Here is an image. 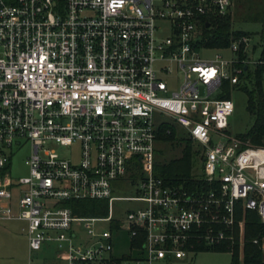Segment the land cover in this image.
<instances>
[{
	"label": "built area",
	"instance_id": "built-area-1",
	"mask_svg": "<svg viewBox=\"0 0 264 264\" xmlns=\"http://www.w3.org/2000/svg\"><path fill=\"white\" fill-rule=\"evenodd\" d=\"M231 6L0 0V221L25 224V264H153L233 252L244 232L240 210L264 225V148L229 132L233 104L221 98L225 83L235 88L247 66L263 61L248 57V35L230 41L229 60L199 57L206 25ZM166 125L198 147L193 190L154 175ZM24 144L28 175L15 179L11 156ZM123 191L131 195L116 196ZM87 201L104 202L106 216L73 212ZM114 201L134 206L114 218ZM121 235L126 251L116 254Z\"/></svg>",
	"mask_w": 264,
	"mask_h": 264
},
{
	"label": "trees",
	"instance_id": "trees-1",
	"mask_svg": "<svg viewBox=\"0 0 264 264\" xmlns=\"http://www.w3.org/2000/svg\"><path fill=\"white\" fill-rule=\"evenodd\" d=\"M234 13L232 16L225 15L210 22V25L203 32L204 46L208 49H226L230 41L246 35L243 32L235 31V21L258 23L261 26V55L263 63L253 67L247 66L244 73L239 77L238 88L246 94L247 112L253 116L254 121L242 138L251 147L264 148V96L262 93V81L264 78V0H232ZM240 58H242L240 56ZM243 68V66H241ZM227 83L223 86L221 98L228 99ZM163 147L166 144H177L181 146L180 156L160 160L162 148H156L154 152V175L161 178L167 184L183 186L188 190L197 187L194 172L195 160L198 156V149L188 138L186 132L174 125L162 126L158 132L156 145ZM198 148V147H197ZM73 212L85 217L106 216V205L104 202L87 201L72 206ZM239 215L244 218V238L242 248V261L245 264H264V257L261 250V242L264 240V225L261 224L257 214L253 211L240 210ZM254 241L257 243L254 244ZM201 251H227L225 247ZM239 247L238 243L233 246L231 252V263L238 264Z\"/></svg>",
	"mask_w": 264,
	"mask_h": 264
},
{
	"label": "rangeland",
	"instance_id": "rangeland-1",
	"mask_svg": "<svg viewBox=\"0 0 264 264\" xmlns=\"http://www.w3.org/2000/svg\"><path fill=\"white\" fill-rule=\"evenodd\" d=\"M234 13V3L232 1L231 9L228 15L232 16ZM158 35L165 37L168 35V31L166 30L168 25L166 23H158ZM233 29L235 31H240L245 33L246 35L252 38V45L254 46V50L248 53L249 58H253L255 61L260 58L261 55V39L260 32L261 26L258 23L252 22H242L235 21L233 23ZM218 54L224 60H229L232 58V53L229 50L216 51L214 49H204L199 52V57L202 60H212L214 56ZM260 60V59H259ZM253 67V66H250ZM178 81H180V77L177 76L173 79V88L176 87ZM262 93L264 96V78L262 81ZM228 97L233 104V113L230 116L229 123V132L234 136H240L246 133V131L253 124L254 118L251 116L247 110V97L244 91L238 88L228 89ZM196 150L198 149L195 145ZM156 148H162V153L160 156V160L169 159V158H177L180 156L181 146L177 144H166L163 147L160 144L156 145ZM29 146L28 144H24L19 150H15L11 156L10 163V174L12 178H21L28 175V169L24 165V161L26 157L29 155ZM60 155L64 154V151L58 150ZM195 174L200 173L201 162L199 161V157L197 156L195 160ZM131 194L127 191H123L116 196L119 197H127ZM134 206L133 203L128 202H118L114 201L112 204V215L114 218L119 217L121 212H125L131 209ZM25 224L22 222L16 221H0V264H25L27 257V240L24 231ZM101 230H105L106 226L102 225L100 227ZM125 236L121 235L115 245V253L121 254L126 251V243L124 241ZM243 236L240 240L239 246V262L238 264H245L242 261V248H243ZM261 250H264V240L261 242ZM153 264H232L231 263V252L229 251H201L196 253H188L183 259L180 260H163L157 261Z\"/></svg>",
	"mask_w": 264,
	"mask_h": 264
},
{
	"label": "crops",
	"instance_id": "crops-1",
	"mask_svg": "<svg viewBox=\"0 0 264 264\" xmlns=\"http://www.w3.org/2000/svg\"><path fill=\"white\" fill-rule=\"evenodd\" d=\"M17 222V221H16ZM199 252H201V251H199ZM262 253H263V257H264V250L262 251ZM27 258V257H26ZM25 263H26V261H25Z\"/></svg>",
	"mask_w": 264,
	"mask_h": 264
},
{
	"label": "water",
	"instance_id": "water-1",
	"mask_svg": "<svg viewBox=\"0 0 264 264\" xmlns=\"http://www.w3.org/2000/svg\"><path fill=\"white\" fill-rule=\"evenodd\" d=\"M206 27H208V25H206Z\"/></svg>",
	"mask_w": 264,
	"mask_h": 264
}]
</instances>
